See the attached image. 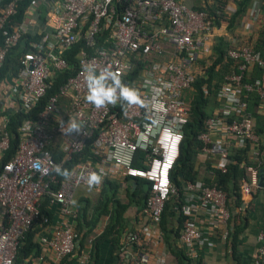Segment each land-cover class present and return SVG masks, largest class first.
Returning <instances> with one entry per match:
<instances>
[{
  "label": "built area",
  "instance_id": "1",
  "mask_svg": "<svg viewBox=\"0 0 264 264\" xmlns=\"http://www.w3.org/2000/svg\"><path fill=\"white\" fill-rule=\"evenodd\" d=\"M19 2L0 0V68L22 38H31L13 75V110L29 113L44 104L35 119L22 122L15 152L6 160L9 114L0 115V208L5 216L0 264H15L25 235L36 227L39 245L56 261L72 256L79 240L75 190L100 188L104 180L131 178L147 184L142 213L150 223L123 236L121 253L142 241L162 243L158 228L164 206L179 195L171 172L190 118L188 93L213 58L212 19L178 0H32L21 22L10 25ZM252 11L261 13L260 7ZM252 24L246 21L244 28L251 31ZM80 42L83 46L69 64L65 53ZM225 57L237 62V71L225 76L216 94L219 106L198 135L201 155L215 157V169L226 173L231 151L250 145L249 181H242L241 191L250 195L260 188L264 193L256 181L264 163V140L255 134L248 109L249 94L264 105V75L244 82L254 67L264 68V61L247 43L228 49ZM89 75L96 81L93 87L114 89L112 102L97 108L86 100ZM121 88L134 92L138 102L125 99ZM93 173L99 182L89 184ZM182 189L187 204L200 202L211 227L225 230L231 214L223 190L202 181L184 182ZM43 202L49 212L57 207L58 218L42 212ZM182 210L190 218L196 208L183 205ZM222 238H228L226 230ZM179 240L194 264L195 245L205 241L202 232L188 220ZM259 240L250 264H264V233ZM42 258L39 254L29 264ZM90 259L84 252L76 264ZM147 263V254H137L134 264Z\"/></svg>",
  "mask_w": 264,
  "mask_h": 264
},
{
  "label": "trees",
  "instance_id": "2",
  "mask_svg": "<svg viewBox=\"0 0 264 264\" xmlns=\"http://www.w3.org/2000/svg\"><path fill=\"white\" fill-rule=\"evenodd\" d=\"M8 1V0H7ZM32 0H20L16 14L11 17L9 24L15 22H21L24 17V12L29 6ZM211 3H206L204 6H193L194 9L203 10L207 12L208 17L212 19L213 25L218 27L221 22L227 23V28L229 31L235 29L239 22L242 20L246 14L247 9L250 7L253 0H232L235 4V10L232 13H228L226 7L230 0H210ZM260 9L263 16V23L259 31L257 32V38L252 44V49L258 52L264 61V0H259ZM41 9V7H40ZM43 9V7H42ZM11 30L9 25L6 28L8 33ZM3 34L0 36V43L2 41ZM31 38L24 37L22 41L14 47L6 56V59L0 68V84L2 81L17 72L19 66V61L22 54L26 51L27 45ZM83 46L80 42L76 44L72 49L65 53L68 58L69 64L74 63V54L77 50ZM26 47V48H25ZM232 48L228 42L224 39H219L212 53V61L209 66L205 68L202 75H197L194 83L193 89L189 91L188 95L191 98V113L187 125L184 128V139L180 148V156L176 162L172 172H171V182L173 185L179 188V195L177 197H170L164 206V211L162 214V219L160 222V228L163 234L164 240H168L169 220L168 215L172 211V208L177 206L179 210V220L177 221L178 227L174 232L175 236L178 237L181 227L188 221V216L183 213L182 203V186L184 182H196L200 178L198 177L197 169L195 168V159L198 152L203 147V143L198 139V135L205 131L204 122L208 119L215 108L219 106L216 100L217 91L222 85L225 84V76L233 71H237V62L225 57L226 51ZM264 75V68L259 69L254 67L250 73L245 75L244 82H250L256 78H260ZM61 82V80L59 81ZM205 88V89H204ZM206 91V92H205ZM45 101V100H44ZM44 102H42L39 107L33 108L29 113H25L20 109L11 110L6 112L9 114L7 131L10 136V150L5 158L8 159L15 152V148L18 144V129L22 122L26 119H35L37 112L42 108ZM260 104L259 99L255 94L248 95V109L251 113L254 122V132L261 139L262 133H264V128L261 123V118L257 116L255 108L257 109ZM5 114V113H4ZM1 115V114H0ZM255 117V119H254ZM250 145H246L242 148H234L229 156L232 163L228 166L226 173H221L219 170L212 168L208 165L207 175L203 178L202 182L206 186H216L223 190L227 196L231 193L235 194L238 189V183L241 178H247L246 168L251 165L249 159L250 156ZM131 179V178H130ZM135 180V187L125 186L124 191L127 194L128 202L125 204L117 196L118 185L112 183L110 180H104L101 187L98 189V197L96 199V205L90 210L89 205L85 204L77 210V216L75 219L76 230L81 231L84 225L89 226V231L95 227L98 219L101 216H108L109 221L106 225L105 230L101 235V239H105L111 235L119 234L124 229L123 219L125 218V211L129 206L134 204L138 210H143L144 202L147 195V184L144 181ZM145 183L146 187L142 188L141 184ZM88 203V200H84ZM43 202L42 212L49 214L45 204ZM92 211V212H91ZM90 219L88 220V217ZM40 230L37 227L33 231L27 233L25 238L18 249V253L15 258V264H20L19 257L24 255L38 256L41 253V247L39 243L34 242L37 232ZM173 232L171 228V233ZM87 233L84 234L86 237ZM169 243V242H168ZM83 244L80 243L76 247V252L78 253L75 257L65 258L62 260L61 264H73V261L78 257L82 251ZM177 264H191V260L186 256L184 251H173ZM97 255V254H96ZM94 263L91 264H95Z\"/></svg>",
  "mask_w": 264,
  "mask_h": 264
},
{
  "label": "crops",
  "instance_id": "3",
  "mask_svg": "<svg viewBox=\"0 0 264 264\" xmlns=\"http://www.w3.org/2000/svg\"><path fill=\"white\" fill-rule=\"evenodd\" d=\"M178 1L184 2L190 6H204L206 3H211L210 0H200V5H196V0ZM259 6V0H253L242 20L239 22L237 27L231 31L228 30L226 22H221L218 27L214 26L211 32V41L213 44L212 53H214V46L219 39H224L231 47L245 43L250 45L253 44L257 38V32L263 23L262 12L254 15L252 11V9H258ZM226 10L228 13H232L235 10V4L232 0L229 1ZM246 21L253 22L251 31L244 28ZM14 86L15 80L12 75L6 77L0 84V114L1 112L6 113L14 109L12 100ZM255 111L257 116L261 118V123L264 128V105L260 103L258 108H255ZM212 138H215V136H212ZM261 139L264 140V133H262ZM195 160V168L197 169L198 177L200 178L198 181H202L207 175L208 165L215 168L214 165L216 164V158L204 159L201 155V151H199ZM243 180L249 181V176H247L246 179L241 178L235 194L231 193L227 196V207L231 215L225 228L226 232H228V238L226 240H223L222 238V233L225 232L223 228L219 229L210 226L207 215L201 208L198 200L189 202V204H187L185 199L183 200V205L192 204L196 208L194 212H191V217L188 218V220H190V222L202 232L203 237L205 238L204 242L195 245L196 259L194 264H250L252 262L260 246L259 236L264 233V193L260 188H256L250 195L243 194L241 191ZM110 181L119 185L118 188L121 189V192L124 190L125 186L135 187V180L130 178L123 181ZM256 181L258 186L259 184H264V163L258 170ZM141 186L142 188H145L144 185L141 184ZM91 189L94 190L96 194L93 206L90 205L88 198L81 197L76 201V203H74L76 211L85 204L89 205L90 210H92L96 205L99 188ZM181 190L182 196L185 198V192L182 188ZM85 199L88 200V203H85ZM122 199L125 204L129 201L125 191ZM172 211L173 212L170 211L168 215V220L170 221V231H168L167 241L164 240L159 225L158 231L162 234V243H158L155 240H151L149 242L142 241L140 244L133 245L125 254L121 253L120 250L124 243L123 236L128 231L142 228L150 223L148 217L142 213L141 210H138L134 204L129 206L125 211V218L122 223L124 229L118 235H111L100 240L101 235L109 221L108 216H101L92 231L88 232L89 226L86 225H84L80 232L75 228V230L79 233V240L76 247L79 246L80 243L83 244L82 251L78 257L82 253L88 252L91 258L89 264L94 263V261H96L95 264H134L137 254L145 253L148 257L147 264H177L173 251H183V248L179 240V234L178 237L174 234L176 228L178 227L177 221L179 220V210L177 209V206L174 205ZM50 214L53 216L54 220L56 217L58 218L56 206H52ZM89 219L90 216L88 217V220ZM4 223L5 216L3 210L0 208V225H3ZM74 226H76L75 221ZM171 228L173 230L172 233ZM85 233H87L86 237L84 236ZM39 235L40 230L37 232L34 242L38 243ZM90 241L91 243H89ZM40 254L43 258L38 262V264L62 263V261H56L53 254L45 248H41ZM77 254L78 253L75 251L72 256L75 257ZM35 257L36 256H32V254L27 257L21 255L18 260L20 264H29L33 262ZM78 257L73 261V264H76Z\"/></svg>",
  "mask_w": 264,
  "mask_h": 264
},
{
  "label": "clouds",
  "instance_id": "4",
  "mask_svg": "<svg viewBox=\"0 0 264 264\" xmlns=\"http://www.w3.org/2000/svg\"><path fill=\"white\" fill-rule=\"evenodd\" d=\"M116 80V83L119 84V81L116 77H114ZM86 80L90 83L88 84L89 94L86 97V100L93 104L95 107L100 108L105 104V101L112 102L113 101V93L114 89H104L102 87H93L92 85L96 83L95 80H93L92 76L89 75L86 77ZM121 95L127 99L129 102H138L136 94L132 91H130L127 88H121ZM72 128H76L77 125L72 124ZM100 177L97 176L95 173H93L88 180V183L91 184L93 182H99Z\"/></svg>",
  "mask_w": 264,
  "mask_h": 264
},
{
  "label": "rangeland",
  "instance_id": "5",
  "mask_svg": "<svg viewBox=\"0 0 264 264\" xmlns=\"http://www.w3.org/2000/svg\"><path fill=\"white\" fill-rule=\"evenodd\" d=\"M196 5H200V0H196ZM202 6V5H201ZM144 187H146L145 183L143 184ZM119 187V185H118ZM117 196L118 198H120L121 200H123L122 198L124 197V190L118 188L117 189ZM81 197H86L89 199L90 205L93 206V203L95 202V191L92 190L91 188L88 187H84V186H79L76 188L75 193H74V198H73V202L76 203V201L81 198Z\"/></svg>",
  "mask_w": 264,
  "mask_h": 264
},
{
  "label": "water",
  "instance_id": "6",
  "mask_svg": "<svg viewBox=\"0 0 264 264\" xmlns=\"http://www.w3.org/2000/svg\"><path fill=\"white\" fill-rule=\"evenodd\" d=\"M259 186L263 187V186H264V184H259Z\"/></svg>",
  "mask_w": 264,
  "mask_h": 264
}]
</instances>
